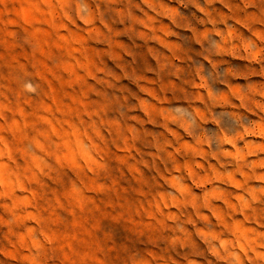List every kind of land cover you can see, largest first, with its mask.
I'll use <instances>...</instances> for the list:
<instances>
[{"label":"rangeland","instance_id":"rangeland-1","mask_svg":"<svg viewBox=\"0 0 264 264\" xmlns=\"http://www.w3.org/2000/svg\"><path fill=\"white\" fill-rule=\"evenodd\" d=\"M0 264H264V0H0Z\"/></svg>","mask_w":264,"mask_h":264}]
</instances>
